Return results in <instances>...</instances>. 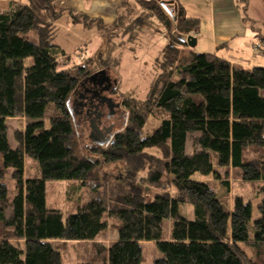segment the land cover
Returning a JSON list of instances; mask_svg holds the SVG:
<instances>
[{
    "label": "trees",
    "instance_id": "obj_1",
    "mask_svg": "<svg viewBox=\"0 0 264 264\" xmlns=\"http://www.w3.org/2000/svg\"><path fill=\"white\" fill-rule=\"evenodd\" d=\"M57 1L11 2L0 10V264H62L54 242L93 241L108 218L117 222L116 240L77 264H142L150 244L158 254L151 264H251L242 246L264 264V198L252 219L250 203L236 198L228 209L209 182L196 178L218 181L232 170L244 182L264 183V156H246L249 149L264 151V67L245 69L188 48L183 53L198 20L185 17L174 0H140L154 5L169 27L174 23L178 37L161 51L159 75L146 100L130 108L124 129L100 144L107 148L97 150L99 158L82 157L69 100L95 73L81 64L65 68L72 56L48 39L64 11L73 24L95 21ZM119 19L112 30L122 25ZM153 115L160 122L144 133ZM14 117L27 123L11 148L5 120ZM121 162L124 187L114 198H92L67 215L47 205L50 181L86 184L101 164ZM164 183L174 194L147 193ZM186 204L189 217L180 214Z\"/></svg>",
    "mask_w": 264,
    "mask_h": 264
},
{
    "label": "rangeland",
    "instance_id": "obj_2",
    "mask_svg": "<svg viewBox=\"0 0 264 264\" xmlns=\"http://www.w3.org/2000/svg\"><path fill=\"white\" fill-rule=\"evenodd\" d=\"M124 5L125 8L119 15L122 25L117 31L112 30L110 26H103L101 21L96 22V20L93 25L90 22V26L83 23L69 25L66 21L67 17L62 16L60 20L51 25L48 39L51 44L59 46L66 54L72 56L70 58L72 62L65 68H69L73 64H79V66L81 64L91 74L105 75L108 89L101 93L103 97L111 101L112 108L106 104L101 107L103 117L100 119L98 129L102 131V128H111V133L121 132L126 125L128 114L131 112L130 108L133 109L135 105L146 100L151 86L159 75L161 51L170 41H174L178 37L175 32V24L171 23L169 27L167 22L160 20L153 9L154 5H146L147 8L140 0H126ZM84 18L90 19L81 15V19ZM28 37L36 38L32 31L28 33ZM187 48V44L182 47L183 53L187 52ZM65 61L66 59L59 60L60 64ZM76 99V95L73 94L69 105L73 110L76 125L77 154L91 159L99 158L97 150L107 147L106 145L100 146L102 139L97 136L91 125H95V123L90 124L84 113L76 114V108L73 107ZM49 116L47 115V117ZM159 122L160 117L153 115L148 119L143 132H151ZM5 123L9 145L11 148H15L17 147L15 134L24 131L27 121L23 117H14L6 119ZM147 152L160 156L157 150H147ZM246 156L248 159L262 158L264 151L249 149ZM124 167L122 162L101 164L86 184L50 181L47 183V205L67 215L92 198L102 197L105 200L114 198L118 190L124 187L119 183ZM26 169L31 175L37 172L36 165L30 160H26ZM145 173H141L140 176H144ZM196 178L209 182L228 209H232L236 198H241L245 203H250L252 219L259 217L257 210L264 198V183L244 182L239 172L232 170H229L228 175H223L218 181L210 176L205 178L196 176ZM96 190L98 191L96 192ZM163 191L174 194V189L165 183L158 188L151 187L147 193L153 196ZM180 214L189 217L191 215L190 206L188 204L181 206ZM169 223L167 222V224ZM3 231L0 225V239L3 237ZM116 238L117 222L108 218L106 230L93 241H56L54 245L60 250L62 264H77L80 261L96 259L98 251L107 248ZM11 243L16 244L15 241H11ZM242 249L248 263L261 264L251 247L242 246ZM157 256L153 244L144 245L142 264H151Z\"/></svg>",
    "mask_w": 264,
    "mask_h": 264
},
{
    "label": "crops",
    "instance_id": "obj_3",
    "mask_svg": "<svg viewBox=\"0 0 264 264\" xmlns=\"http://www.w3.org/2000/svg\"><path fill=\"white\" fill-rule=\"evenodd\" d=\"M11 2L24 0H0V10H7ZM174 2L183 9L185 17L198 20L196 32L190 34L196 39L195 47L192 49L188 47L192 52L213 54L245 69L264 67V0H174ZM125 3L126 0L56 2L65 10L87 16L94 21H101L103 26L113 24L117 15L124 10ZM62 16L67 17V24L77 25L71 22L67 11H64ZM244 16L246 20H243Z\"/></svg>",
    "mask_w": 264,
    "mask_h": 264
},
{
    "label": "flooded vegetation",
    "instance_id": "obj_4",
    "mask_svg": "<svg viewBox=\"0 0 264 264\" xmlns=\"http://www.w3.org/2000/svg\"><path fill=\"white\" fill-rule=\"evenodd\" d=\"M106 81L107 80L104 74L95 76L93 79H89L81 86V89H78L74 93L77 99L76 103L73 105L74 109L76 108V114L84 113L90 124L93 122L95 123V125H91L97 136L102 139L101 143L105 142L111 133V128H102V131L98 129L100 119L103 117L101 107L106 104L109 108H112L111 101H108V99L103 97L101 93L103 90L108 89Z\"/></svg>",
    "mask_w": 264,
    "mask_h": 264
},
{
    "label": "water",
    "instance_id": "obj_5",
    "mask_svg": "<svg viewBox=\"0 0 264 264\" xmlns=\"http://www.w3.org/2000/svg\"><path fill=\"white\" fill-rule=\"evenodd\" d=\"M184 42L187 44V46L189 47V48H194L195 47V45H196V39L194 38V37H192V36H187V38L184 40ZM96 76V74L95 75H93L90 79H93L94 77Z\"/></svg>",
    "mask_w": 264,
    "mask_h": 264
}]
</instances>
